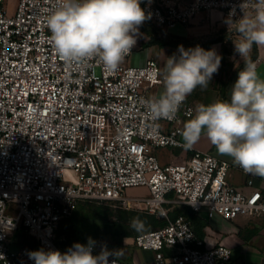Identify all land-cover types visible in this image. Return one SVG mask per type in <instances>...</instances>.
<instances>
[{
	"label": "built area",
	"instance_id": "built-area-1",
	"mask_svg": "<svg viewBox=\"0 0 264 264\" xmlns=\"http://www.w3.org/2000/svg\"><path fill=\"white\" fill-rule=\"evenodd\" d=\"M258 0H144V22L159 30L188 25L198 14L222 11L234 25L254 14ZM58 0H0V264H34L28 247H14L24 229L40 249L59 250L57 229L82 202H109L121 209L165 217V226L133 237L152 251L156 264H231L232 248L206 246L176 207L226 220L264 215V190L229 181L232 164L191 148L186 160L164 165L156 147H184V117L195 105L186 101L177 117L153 121L144 101L163 83L158 59L142 65L126 61L116 72L98 59L65 63L49 39L46 16ZM243 7L241 8V5ZM143 22V23H144ZM256 63V62H254ZM145 187L147 195H128ZM108 264H128L111 246ZM107 255V254H106Z\"/></svg>",
	"mask_w": 264,
	"mask_h": 264
},
{
	"label": "clouds",
	"instance_id": "clouds-1",
	"mask_svg": "<svg viewBox=\"0 0 264 264\" xmlns=\"http://www.w3.org/2000/svg\"><path fill=\"white\" fill-rule=\"evenodd\" d=\"M148 18L141 0H58L46 16V26L55 53L65 63L98 59L104 70L116 72ZM236 31L240 39L233 41L234 52L244 67L229 90L230 99L197 105L181 136L185 149L206 137L244 173L264 179V78L250 59L254 45L264 47V0H258L254 14L243 13ZM221 59L215 48L179 46L178 54L166 60L163 92L144 101L151 119L174 120L188 96L198 87L207 88ZM131 226L140 227L141 222L134 219ZM94 246L89 237L87 244L74 243L63 253L40 249L28 256L34 264H108L110 253L102 248L94 255Z\"/></svg>",
	"mask_w": 264,
	"mask_h": 264
},
{
	"label": "crops",
	"instance_id": "crops-1",
	"mask_svg": "<svg viewBox=\"0 0 264 264\" xmlns=\"http://www.w3.org/2000/svg\"><path fill=\"white\" fill-rule=\"evenodd\" d=\"M176 1L186 3L190 0ZM142 2L143 0H141ZM159 31L158 36L164 40L184 41L186 39L191 42H207L208 40H212L208 49L215 48L222 57L218 72L213 74L207 88L202 90L198 87L188 96L187 102L194 104L196 107L200 104H210L216 100L230 99L229 90L238 77L239 69L244 64V61L234 52L233 41L240 39V35L236 31V25H234L233 21L228 19L222 11H214L212 15H206L204 13L198 14L188 25H180L174 29ZM229 32L231 34H228ZM138 39V47L129 58L128 63L131 65H142L148 59L155 58L161 63L163 74L167 58L174 53L178 54V47L182 46L147 44L150 37L143 30L139 34ZM252 56L253 49L250 54V59ZM252 62H256L257 72L261 78H264V47H258V56ZM163 87V83L155 85L150 89V95L159 97L163 92ZM190 118L184 117L183 127ZM180 139L182 140L181 135ZM193 148L208 151L218 159L231 163L233 166L229 181L232 184L238 187H245L246 190H251L250 187H247V181L249 178H253L254 187L264 190V179L244 173L239 166L233 163L231 157L218 154L215 146L206 137L202 136ZM154 153L162 164L167 165L186 160L191 155L192 150L178 146H167L156 147ZM199 216L207 222L204 228L205 237L203 238L205 239L206 246L224 243L230 246L232 251L240 248L248 252L262 253L257 264H264V215L226 220L219 215L210 218L207 212L203 211L199 213ZM216 228L220 229L219 232ZM231 264L246 263L242 258L232 256Z\"/></svg>",
	"mask_w": 264,
	"mask_h": 264
},
{
	"label": "trees",
	"instance_id": "trees-1",
	"mask_svg": "<svg viewBox=\"0 0 264 264\" xmlns=\"http://www.w3.org/2000/svg\"><path fill=\"white\" fill-rule=\"evenodd\" d=\"M141 27L142 30L145 31L150 37L147 44H158L160 46L182 45L184 49L187 50L189 48H195L197 45L208 49L212 43V40H208L207 42H191L186 39H184V41L164 40L158 36V32H160L159 29L153 27L151 24L144 22ZM257 56L258 47L254 45L253 56L251 60L254 61ZM243 67L244 64H242L239 71ZM179 214H183L190 220L194 231L200 238L205 237L204 228L207 225L205 219L201 218L197 212L191 209V207L184 205L174 208V210H172L170 213L171 218H174ZM118 217L122 221L106 222L104 224L92 223L88 218L82 217L76 211V213H72L70 216L61 220L57 229V243L61 248L68 249L74 243L87 244L88 238L90 237L93 240L98 235L100 230L107 231L115 236L124 238L127 236H138L150 232L155 228L165 226L168 223L167 219L162 216H156L146 212L134 210H125L121 208H119ZM134 219H138L141 222L140 227L133 228L131 226V223Z\"/></svg>",
	"mask_w": 264,
	"mask_h": 264
},
{
	"label": "rangeland",
	"instance_id": "rangeland-1",
	"mask_svg": "<svg viewBox=\"0 0 264 264\" xmlns=\"http://www.w3.org/2000/svg\"><path fill=\"white\" fill-rule=\"evenodd\" d=\"M15 1L7 0L11 7L15 5ZM228 34L231 33L229 32ZM126 62L128 63V60ZM127 193L128 195H147L148 190L144 187H134L128 189ZM76 211L82 217L88 218L92 223L104 224L106 222L122 221L118 217L119 207L109 202H82L76 206L73 213H76ZM203 211L206 210L204 209ZM216 230L219 232L220 229L216 228ZM133 237L135 235L121 238L107 231L100 230L93 241L102 247L111 246L118 257L128 264H156L154 253L136 246L133 243ZM12 245L14 247L25 246L35 251L40 250L39 244L24 229L19 230L12 236ZM233 256L242 258L246 264H257L262 253L248 252L238 248L233 251Z\"/></svg>",
	"mask_w": 264,
	"mask_h": 264
}]
</instances>
